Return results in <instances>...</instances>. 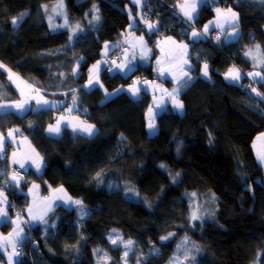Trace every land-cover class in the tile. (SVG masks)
Wrapping results in <instances>:
<instances>
[{
  "label": "trees",
  "instance_id": "16d2710c",
  "mask_svg": "<svg viewBox=\"0 0 264 264\" xmlns=\"http://www.w3.org/2000/svg\"><path fill=\"white\" fill-rule=\"evenodd\" d=\"M177 1L149 0L148 5L166 25L153 23L156 34L191 43V79L176 86L183 113L166 106L150 134L149 94L133 99L123 88L137 75L154 77L155 37L144 32L153 49L131 74L104 65L105 44L115 42L114 52L136 15L129 0H0V101L19 98L11 72L48 96L65 97L74 114L96 129L90 136L64 129L56 137L46 128L62 110L0 113V131H23L20 137L30 139L45 163L41 175L27 169L25 178L13 180L9 169L16 166L8 156L0 157V186L6 183L8 201L23 208L19 217H25L24 192L33 181L44 193L49 184L70 195L40 223L22 221L14 264H121V247L109 239L112 231L133 242L129 259L137 257L139 264H168L181 237L192 247L183 264H264V168L253 143L264 136V1L204 2L194 21L199 26L214 16L210 6L217 3L239 15L236 39L225 43L220 36L216 44L180 34L184 23L168 9L172 5L178 13ZM57 5L67 16L58 21L61 29L52 30L46 16ZM23 13V21L14 25ZM138 20L134 28L143 32L146 26L138 30ZM254 47L258 51L252 53ZM200 62L208 64V78L199 75ZM93 64L103 67L90 84ZM231 66L241 72L238 83L223 75ZM72 198L89 209L85 217L78 216ZM193 202L197 219L190 218ZM7 212L12 219L10 203ZM171 233L172 238L161 239ZM6 263L0 253V264Z\"/></svg>",
  "mask_w": 264,
  "mask_h": 264
},
{
  "label": "crops",
  "instance_id": "0c3cea01",
  "mask_svg": "<svg viewBox=\"0 0 264 264\" xmlns=\"http://www.w3.org/2000/svg\"><path fill=\"white\" fill-rule=\"evenodd\" d=\"M136 7V15L130 16V23L126 29V47L120 57V61L109 66L112 72H118L121 75H129L139 66L145 65L148 61L149 55L153 49L145 38L144 32L155 37V49L157 51V57L155 59L154 77H150V80L146 84H141L138 78L141 75H137L136 79L125 88L126 92L133 98L138 99L143 92H146L150 96L151 104L146 112V121L148 131L154 133L156 131L155 117L159 111L166 106H170L174 111L183 113L182 109L175 107L174 100L178 99L177 85L185 82L188 77H191V70L193 64L191 57L193 54L190 52L191 43L186 39H178L175 35L156 34L157 26L153 23L150 24L153 27L150 29L149 25L146 26L143 32H137L134 28L138 24L141 14L151 8L152 5H148L149 0H129ZM210 0H179L175 3L178 13L185 17L189 21H195L199 14L201 5ZM214 1V0H213ZM195 5L193 10L192 5ZM219 9V12L217 11ZM186 12L191 13L192 19L185 15ZM233 13L235 16H233ZM239 15L232 8L221 5L214 10V16L203 22L200 25L201 32L197 30H190L188 39L192 42L194 40L202 39V33H208L215 29H220L223 32V41L225 43L231 42L236 39L240 33L238 27ZM211 22V23H210ZM208 26V30L205 31V26ZM193 32L199 33L197 36H193ZM107 45V47H106ZM186 45V47H185ZM115 47V42H108L103 48V57L110 54ZM205 62L199 63V75L203 78H208V75H204ZM99 65L93 64L88 69V82L95 81L99 73ZM209 66L207 64V74ZM230 70L231 73H230ZM187 74V75H185ZM238 74V76H237ZM225 78L231 82L238 83L241 79V72L236 67H229L223 72ZM9 80L14 84V88L18 92L19 98L16 100L0 101V113L14 112L18 115H23L29 110H41V109H53L64 110L59 112L54 123L50 124L46 128V132L50 136H61L64 129H70L74 132H78L83 135H93L96 129L93 127V131L90 134L85 131L89 124L84 118L79 115H75L74 107L71 104H67L66 98L61 95H54L55 97L48 96L46 93H42L41 89L33 87L23 81V79L14 73H8ZM160 79L168 80L172 85L167 86ZM48 101L47 104L44 102ZM18 104H23L22 108H18ZM183 104V103H182ZM149 124L153 125V129L149 128ZM59 127L60 131L50 132L49 128ZM92 126V125H91ZM11 133V134H9ZM264 141V136H260ZM12 144V149L9 152V162L13 166L29 169L36 175H41L43 167L45 165L43 159L39 155V152L35 149L32 142L28 138H22L16 131V129H10L5 133L0 131V151L6 144ZM1 153V152H0ZM264 168V156L257 157ZM39 163V169L36 164ZM46 192L44 193L41 186L37 182H31L27 190L24 192L28 196V203L25 206V217H19L18 219H11L7 212L8 197L2 191H0V253L6 260V264H14L18 259L13 254V248L19 242L22 241V235L24 233L23 222L36 225L40 223V217L44 218L53 208L60 204L63 197L68 198L70 196L65 190L64 195L61 193L53 194L55 187L48 184L46 186ZM49 195L51 198H47ZM74 199V198H72ZM75 201H78L74 199ZM74 201V203H75ZM76 204V203H75ZM36 217V219H33ZM4 225V227H3ZM18 233V235H17ZM9 256H12V260H9Z\"/></svg>",
  "mask_w": 264,
  "mask_h": 264
},
{
  "label": "rangeland",
  "instance_id": "374dc122",
  "mask_svg": "<svg viewBox=\"0 0 264 264\" xmlns=\"http://www.w3.org/2000/svg\"><path fill=\"white\" fill-rule=\"evenodd\" d=\"M257 1L261 2V1H264V0H257ZM217 7H220V6H217ZM217 7H215L214 10ZM48 12H52V14L49 13L46 16L47 20L49 22L50 28L52 30L61 29L60 26L58 25V21L64 20L66 18L67 15H66L65 9L63 10L62 6H58L57 5V6H52L51 8H49ZM57 18L59 20H57ZM199 29H200V26H199ZM257 51H258V48L256 49V47H254L252 49V53H255ZM258 55H259V53L257 54V56ZM135 79H136V77H135ZM63 111L64 110H62L61 112H63ZM149 133L153 134L151 132H149ZM260 138L261 137L255 138L253 143H254V147H255L256 156L261 158V157L264 156V149H263L264 141L262 139H260ZM4 147H5V145H4ZM3 151H4V149L0 151L1 152L0 153V157H1ZM6 153H7V156L9 158V155H10L9 151H7ZM75 172L78 175L77 178L79 179V181L82 184H86L87 182L82 177H79V170L75 169ZM61 189H62V191H61ZM57 192L60 193V194L62 193L64 195L65 190H64V188L62 186H57V187H55V189L53 191V194L55 195V193H57ZM46 196H47V198H51L49 195H46ZM64 198H65V196L63 197V200H64ZM193 203H194L195 206L193 207L194 209L192 211V214L190 215V218L192 216V219H193V213H195V215L197 217L200 216V211H199L197 202H193ZM80 204H78V211H77L78 212V216L79 217H85L88 214L89 209L86 208V207L84 208V206H82ZM18 218H19V216L15 217V216L12 215V219L13 220L18 219ZM173 236H174V233H171V235L168 234L165 237H167V239H170ZM109 239H111V243L114 246H120L121 247L120 248L121 249V253H120V262H121V264H139V259L137 257L131 258V259H133L132 261L129 259L131 257L132 251H133V243L131 245H127V242L130 241V240L123 238L118 232H115V231H112L110 233V238ZM176 240H178V241L175 244V254L168 261V264H181V263L183 264L190 257L189 251L191 250L192 247H190V244L188 243V241L186 239L182 238V237H181V239L177 238ZM113 241H116V243H113ZM126 245H127V247H126ZM15 246H14V248H15ZM126 251H127V256H125V252Z\"/></svg>",
  "mask_w": 264,
  "mask_h": 264
},
{
  "label": "built area",
  "instance_id": "2783aa9c",
  "mask_svg": "<svg viewBox=\"0 0 264 264\" xmlns=\"http://www.w3.org/2000/svg\"><path fill=\"white\" fill-rule=\"evenodd\" d=\"M217 6H221V4L217 3L215 6L214 5L210 6V10H214V8ZM168 9L171 10L173 13H176L178 16H180V20L178 19V21H182L184 23V27L179 29V32L181 35L187 36L189 34L190 30H197V31L201 32V30L199 29V25L194 23V21L191 22V21L187 20L185 17H183L182 15L178 14L172 5H169ZM159 16H160L159 12L153 10L152 7L149 10H145L141 14V17H140L141 22L139 24L138 30L144 28L147 25H150L151 23H155L158 25L161 24V27L163 29H166V25L161 23V21L159 20ZM222 35H223V33L220 29H215V30L211 31L210 33H202V37L205 40H209L213 44H216L215 41H217V37H220ZM126 37H127L126 35H121L118 37V39H117L118 45H117L116 49L114 50V52H112L111 54L106 56V58L104 60V65L109 64V63L114 64V63H117L120 61L121 53H122L123 49L126 47V39H127ZM134 80H135V78H132V81H134ZM138 80L141 84L144 85L150 80V78H149V76H144L142 78L141 77L138 78ZM249 85L250 84H245V86H249ZM17 132L20 135H24L23 131L17 130ZM9 147H10V144L5 145V149L2 152L3 157H7L6 152L8 151ZM13 176L18 177L19 179L20 178L23 179L27 176V169L10 167L8 177L10 179ZM0 191H2L6 195V192H7L6 183H3V185L0 186ZM9 203H10L11 215L18 217L21 214V210L23 208L21 209L19 206H16V204L11 202V201ZM16 254H20V256H22L23 251L21 249H17Z\"/></svg>",
  "mask_w": 264,
  "mask_h": 264
},
{
  "label": "snow or ice",
  "instance_id": "6c2138e0",
  "mask_svg": "<svg viewBox=\"0 0 264 264\" xmlns=\"http://www.w3.org/2000/svg\"><path fill=\"white\" fill-rule=\"evenodd\" d=\"M192 8H193V10L195 9V5H194V4L192 5ZM97 11H98V9H97ZM217 11L219 12V9H217ZM26 15H27V13H23V14H21V16L19 17V19L17 20L16 18H14L13 21H12V23H13L14 25H16V24L22 22L23 19H24V17H25ZM185 15L189 16V19H192L191 13L186 12ZM233 16H235L234 13H233ZM95 18L98 20V19H99V16H96ZM210 23H211V22H210ZM152 27H153L152 25H149V28H150V29H151ZM207 30H208V26L206 25V26H205V31H207ZM197 35H199V33L193 32V36H197ZM217 39H219V37H217ZM106 47H107V45H106ZM185 47H186V45H185ZM231 71H232V70H230V73H231ZM185 75H187V74H185ZM204 75L207 76V64L204 65ZM237 76H238V74H237ZM188 79L190 80L191 77H188ZM89 83L91 84L92 81L90 80ZM253 91H255V90H253ZM44 103L47 104L48 101H45ZM174 103H175V107H176L177 109H182V108H183V104H182V102H180L178 99L174 100ZM17 107H18V108H22V107H23V104H18ZM149 128H150V129H153V125H152V124H149ZM84 130L87 131V132H89V133L91 134L92 131H93V126L90 125V126H88L86 129H84ZM49 131H50V132H57V133H58V132L60 131V129H59V127L52 128V127L50 126ZM9 134H11V133H9ZM21 167L23 168L24 165L21 164ZM36 167L39 169L40 164L37 163V164H36ZM178 175H179V174H177V176H178ZM16 179H17V177H16V176H13V180H16ZM174 179H175V178H174ZM61 191H62V189H61ZM75 203H76V204H80L81 202H80V201H75ZM197 218H198V217L195 215V213H193V219H197ZM33 219H36V217H33ZM40 219H43V218L40 217ZM17 235H18V233H17ZM170 235H171V234H170ZM161 239H167V237H162ZM113 243H116V241H113ZM132 243H133L132 241H128V242H127V245H131ZM127 245H126V247H127ZM14 254H15V253H14ZM125 256H127V251L125 252ZM9 260H10V261L12 260V256H9Z\"/></svg>",
  "mask_w": 264,
  "mask_h": 264
},
{
  "label": "bare ground",
  "instance_id": "6f19581e",
  "mask_svg": "<svg viewBox=\"0 0 264 264\" xmlns=\"http://www.w3.org/2000/svg\"><path fill=\"white\" fill-rule=\"evenodd\" d=\"M102 67H103V66H100L99 71H100V69H101Z\"/></svg>",
  "mask_w": 264,
  "mask_h": 264
}]
</instances>
